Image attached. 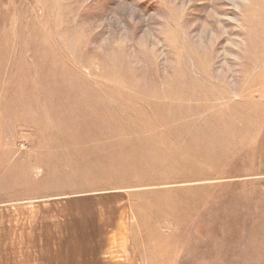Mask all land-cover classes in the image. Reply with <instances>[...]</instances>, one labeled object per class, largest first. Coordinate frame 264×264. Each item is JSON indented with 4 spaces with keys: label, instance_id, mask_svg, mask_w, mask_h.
I'll return each instance as SVG.
<instances>
[{
    "label": "rangeland",
    "instance_id": "rangeland-1",
    "mask_svg": "<svg viewBox=\"0 0 264 264\" xmlns=\"http://www.w3.org/2000/svg\"><path fill=\"white\" fill-rule=\"evenodd\" d=\"M0 264H264V0H0Z\"/></svg>",
    "mask_w": 264,
    "mask_h": 264
}]
</instances>
